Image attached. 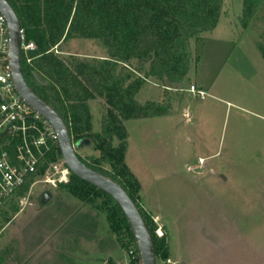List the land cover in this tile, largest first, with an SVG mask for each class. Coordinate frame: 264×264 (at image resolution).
I'll return each instance as SVG.
<instances>
[{
    "label": "rangeland",
    "instance_id": "374dc122",
    "mask_svg": "<svg viewBox=\"0 0 264 264\" xmlns=\"http://www.w3.org/2000/svg\"><path fill=\"white\" fill-rule=\"evenodd\" d=\"M236 2L193 43L189 80L165 93L147 79L115 142L157 234H169L171 264H264V51L257 31L238 23ZM59 53L108 58L93 39H69ZM89 107L99 132L108 105L101 97ZM116 263L129 264L128 254L101 208L55 187L34 185L0 232V264Z\"/></svg>",
    "mask_w": 264,
    "mask_h": 264
},
{
    "label": "trees",
    "instance_id": "16d2710c",
    "mask_svg": "<svg viewBox=\"0 0 264 264\" xmlns=\"http://www.w3.org/2000/svg\"><path fill=\"white\" fill-rule=\"evenodd\" d=\"M14 8L25 41L34 42L31 61L22 55L25 79L43 101L67 124L73 143L94 152L83 158L89 168L117 182L139 208L153 236L158 264H171L168 232L157 234L150 212L140 203V183L123 161L117 138L127 136L125 121L136 116V96L147 79L169 93L189 80L196 63L193 43L220 23L226 0H7ZM243 10L238 20L257 31L258 48L264 51V0H237ZM236 2V3H237ZM236 5V4H235ZM240 25V24H239ZM245 27V28H246ZM261 30V33H258ZM72 38L93 39L108 58L64 57L61 45ZM170 85V86H169ZM103 97L108 105L99 132L92 130L89 103ZM132 112L130 116L128 113ZM80 148V149H81ZM61 156L49 155L46 163ZM109 165L110 170L105 166ZM42 174L33 175L17 194L0 206V232L12 220L20 201ZM68 196L97 205L105 213L120 248L127 254L138 249L122 209L104 191L71 172L68 183L57 187ZM118 264V263H116Z\"/></svg>",
    "mask_w": 264,
    "mask_h": 264
},
{
    "label": "built area",
    "instance_id": "2783aa9c",
    "mask_svg": "<svg viewBox=\"0 0 264 264\" xmlns=\"http://www.w3.org/2000/svg\"><path fill=\"white\" fill-rule=\"evenodd\" d=\"M10 43L7 20L0 13V206L40 171L42 174L31 188L36 184L57 188L68 183L71 174L62 153L46 163L49 155L60 149V137L51 123L18 92L9 64ZM21 43L22 55L30 62V53L37 46L25 41L23 30ZM191 89L195 91L196 88L191 86ZM138 258L135 249L128 252L129 264H142L139 252Z\"/></svg>",
    "mask_w": 264,
    "mask_h": 264
},
{
    "label": "water",
    "instance_id": "95a60500",
    "mask_svg": "<svg viewBox=\"0 0 264 264\" xmlns=\"http://www.w3.org/2000/svg\"><path fill=\"white\" fill-rule=\"evenodd\" d=\"M0 13L5 16L9 28L11 38L9 64L18 92L35 111L51 123L59 134L60 150L70 171L111 196L122 209L134 234L141 263L158 264L153 236L133 199L117 182L89 168L82 162L76 149L81 147L83 143H73L70 130L59 113L37 96L28 85L22 67V27L14 8L7 0H0ZM51 202V194L49 192L44 193L41 205L44 206Z\"/></svg>",
    "mask_w": 264,
    "mask_h": 264
},
{
    "label": "flooded vegetation",
    "instance_id": "af4514ba",
    "mask_svg": "<svg viewBox=\"0 0 264 264\" xmlns=\"http://www.w3.org/2000/svg\"><path fill=\"white\" fill-rule=\"evenodd\" d=\"M74 144H77V143H74ZM79 148H81V147H79ZM79 148H77L76 150H78Z\"/></svg>",
    "mask_w": 264,
    "mask_h": 264
},
{
    "label": "crops",
    "instance_id": "0c3cea01",
    "mask_svg": "<svg viewBox=\"0 0 264 264\" xmlns=\"http://www.w3.org/2000/svg\"><path fill=\"white\" fill-rule=\"evenodd\" d=\"M191 89V88H190ZM189 91H192V90H189ZM119 263V262H118Z\"/></svg>",
    "mask_w": 264,
    "mask_h": 264
}]
</instances>
